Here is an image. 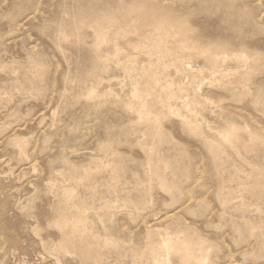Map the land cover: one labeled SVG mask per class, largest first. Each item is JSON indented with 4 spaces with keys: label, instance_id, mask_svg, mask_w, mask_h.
<instances>
[{
    "label": "rangeland",
    "instance_id": "374dc122",
    "mask_svg": "<svg viewBox=\"0 0 264 264\" xmlns=\"http://www.w3.org/2000/svg\"><path fill=\"white\" fill-rule=\"evenodd\" d=\"M0 264H264V0H0Z\"/></svg>",
    "mask_w": 264,
    "mask_h": 264
}]
</instances>
